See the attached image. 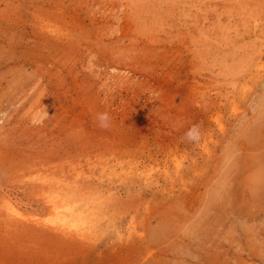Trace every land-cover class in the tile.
Here are the masks:
<instances>
[{"label": "rangeland", "instance_id": "obj_1", "mask_svg": "<svg viewBox=\"0 0 264 264\" xmlns=\"http://www.w3.org/2000/svg\"><path fill=\"white\" fill-rule=\"evenodd\" d=\"M0 264H264V0H0Z\"/></svg>", "mask_w": 264, "mask_h": 264}, {"label": "clouds", "instance_id": "obj_2", "mask_svg": "<svg viewBox=\"0 0 264 264\" xmlns=\"http://www.w3.org/2000/svg\"><path fill=\"white\" fill-rule=\"evenodd\" d=\"M97 120L99 121V126L103 129L111 126V117L107 112L98 114Z\"/></svg>", "mask_w": 264, "mask_h": 264}, {"label": "bare ground", "instance_id": "obj_3", "mask_svg": "<svg viewBox=\"0 0 264 264\" xmlns=\"http://www.w3.org/2000/svg\"><path fill=\"white\" fill-rule=\"evenodd\" d=\"M178 1V0H177ZM236 1V0H235ZM205 2V1H204ZM210 2V1H209ZM258 2H256V4H257ZM250 4V3H249ZM256 4H254V6H257ZM253 5V4H252ZM260 5V4H259ZM252 7V6H251ZM260 8V7H259ZM222 9V8H221ZM242 10V9H241ZM232 11V10H231ZM233 12V11H232ZM248 12V11H247ZM254 12V11H253ZM250 13V12H249ZM252 15H254V14H252ZM227 16V15H226ZM250 16V15H249ZM205 17V16H204ZM228 17V16H227ZM230 17V16H229ZM245 17H246V15H245ZM220 18V17H219ZM231 18V17H230ZM246 19V18H245ZM235 20V19H234ZM228 22H230L229 20H228ZM233 22V21H232ZM245 23V22H244ZM45 26H47V25H45ZM48 27V26H47ZM46 27V28H47ZM240 27V26H239ZM236 30V29H235ZM207 31V30H206ZM249 32H250V30H248ZM244 34V33H243ZM247 34V33H246ZM241 35V34H240ZM248 35V34H247ZM246 35V36H247ZM229 36V35H228ZM218 37V36H217ZM227 37V36H226ZM244 37V36H243ZM215 38V37H214ZM219 38V37H218ZM233 39V38H232ZM241 39H243V38H241ZM233 41V40H232ZM235 42V41H234ZM253 45V44H252ZM256 46V45H255ZM225 47V46H224ZM257 47V46H256ZM241 50V49H240ZM245 50V49H244ZM229 51H231V50H229ZM248 51V50H247ZM243 60H244V57H243ZM245 61V60H244ZM240 63V62H239ZM253 63V62H252ZM252 67V66H251ZM40 181V180H39ZM111 205V204H110ZM113 205V204H112ZM54 208V210H55V207H53ZM58 208V207H57ZM50 209V208H49ZM10 210V209H9ZM11 211V210H10ZM67 220H69V219H67ZM89 221V220H88ZM91 223V222H90ZM87 224V223H86ZM81 228H83V227H81ZM77 230H79V229H77ZM64 232H66V231H64ZM69 233V232H68ZM73 233V232H72ZM79 236V235H78ZM82 237V236H81Z\"/></svg>", "mask_w": 264, "mask_h": 264}]
</instances>
